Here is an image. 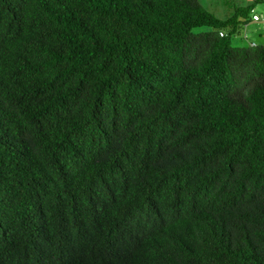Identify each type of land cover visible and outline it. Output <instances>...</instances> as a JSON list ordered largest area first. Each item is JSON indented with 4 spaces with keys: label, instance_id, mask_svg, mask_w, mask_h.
<instances>
[{
    "label": "trees",
    "instance_id": "1",
    "mask_svg": "<svg viewBox=\"0 0 264 264\" xmlns=\"http://www.w3.org/2000/svg\"><path fill=\"white\" fill-rule=\"evenodd\" d=\"M253 8L0 0V264H264Z\"/></svg>",
    "mask_w": 264,
    "mask_h": 264
},
{
    "label": "rangeland",
    "instance_id": "2",
    "mask_svg": "<svg viewBox=\"0 0 264 264\" xmlns=\"http://www.w3.org/2000/svg\"><path fill=\"white\" fill-rule=\"evenodd\" d=\"M201 4L219 18L231 16L238 6L247 7L254 5V12L250 13L251 20L242 25L239 31L233 36V45L249 46L253 44H264V1L253 3L249 0H200ZM258 14L261 19L255 21L253 14ZM208 27H202L197 30L205 31Z\"/></svg>",
    "mask_w": 264,
    "mask_h": 264
},
{
    "label": "built area",
    "instance_id": "3",
    "mask_svg": "<svg viewBox=\"0 0 264 264\" xmlns=\"http://www.w3.org/2000/svg\"><path fill=\"white\" fill-rule=\"evenodd\" d=\"M249 1H252L254 3V2H261V1H264V0H249ZM251 12H254V8L251 10ZM252 18L255 21H259L261 19V17L258 14H255V13L252 15ZM220 35H222V36L225 35L224 31H221ZM253 45H255V44H253Z\"/></svg>",
    "mask_w": 264,
    "mask_h": 264
}]
</instances>
